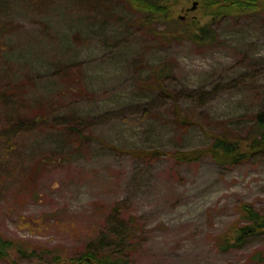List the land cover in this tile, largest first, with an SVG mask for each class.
<instances>
[{
  "label": "rangeland",
  "instance_id": "rangeland-1",
  "mask_svg": "<svg viewBox=\"0 0 264 264\" xmlns=\"http://www.w3.org/2000/svg\"><path fill=\"white\" fill-rule=\"evenodd\" d=\"M197 1L175 19L200 17ZM32 2L0 0V93L24 108L0 136V232L37 253L0 264L76 255L111 220L137 226L131 264H264V234L231 245L243 204L264 213V153L230 166L174 156L212 133L245 139L264 111V9L214 18V39L196 44L166 38L164 22L145 28L127 0ZM159 67L163 88L150 81Z\"/></svg>",
  "mask_w": 264,
  "mask_h": 264
},
{
  "label": "trees",
  "instance_id": "trees-1",
  "mask_svg": "<svg viewBox=\"0 0 264 264\" xmlns=\"http://www.w3.org/2000/svg\"><path fill=\"white\" fill-rule=\"evenodd\" d=\"M33 4H44L49 0H32ZM81 2V0H76ZM190 0H127L129 6L138 12L141 17V25L145 28L164 22L168 27L161 34L170 39H188L196 44H206L214 39L212 30L214 18L219 16H238L247 12H255L264 9V0H198V6L202 15L192 19H175L173 10L178 2L188 3ZM198 9V7H197ZM6 25L0 23V36L5 32ZM59 71L64 74L63 68ZM166 77L165 68H157L153 71L150 81L163 88V80ZM16 93L5 90L0 93V106L8 120V126L0 127V136L6 139L15 134V120L23 115L24 108L16 105ZM35 105L46 109L49 102L44 98L37 100ZM34 122H42L43 114L36 115ZM18 117V118H19ZM181 124H188L182 114H178ZM255 124L245 139L233 138L226 133L210 134V144L202 149L190 152H175L178 160L194 162L204 156L211 157L217 164L230 166L245 163L264 153V111L255 115ZM134 155L148 156L146 151L133 152ZM118 208H114V213ZM244 224L236 229V236L231 244L238 246L244 243L249 236L264 234V213L259 212L251 204H243L240 208ZM112 228L108 234H103L98 239L91 241L84 250L73 256H63L60 252L44 249L41 253L49 256L45 264H131L128 253L138 243L134 242L137 226L134 220L130 223L111 220ZM13 251L22 254L35 255L37 250L23 249L12 240L6 239L0 232V258H9Z\"/></svg>",
  "mask_w": 264,
  "mask_h": 264
},
{
  "label": "water",
  "instance_id": "water-1",
  "mask_svg": "<svg viewBox=\"0 0 264 264\" xmlns=\"http://www.w3.org/2000/svg\"><path fill=\"white\" fill-rule=\"evenodd\" d=\"M197 7H198V3L197 2H194L193 3V6L191 8V11H195L197 9Z\"/></svg>",
  "mask_w": 264,
  "mask_h": 264
}]
</instances>
